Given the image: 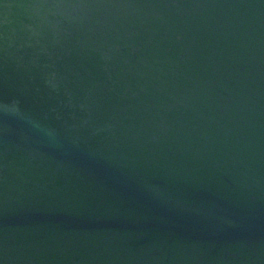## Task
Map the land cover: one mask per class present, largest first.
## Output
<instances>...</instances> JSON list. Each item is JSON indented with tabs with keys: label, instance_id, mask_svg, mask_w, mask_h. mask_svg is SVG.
<instances>
[{
	"label": "water",
	"instance_id": "95a60500",
	"mask_svg": "<svg viewBox=\"0 0 264 264\" xmlns=\"http://www.w3.org/2000/svg\"><path fill=\"white\" fill-rule=\"evenodd\" d=\"M0 264H264V0H0Z\"/></svg>",
	"mask_w": 264,
	"mask_h": 264
}]
</instances>
